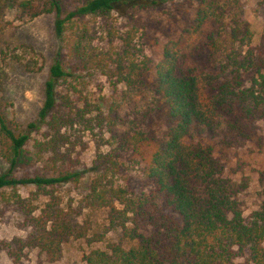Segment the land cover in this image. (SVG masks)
I'll return each instance as SVG.
<instances>
[{"label":"trees","instance_id":"trees-1","mask_svg":"<svg viewBox=\"0 0 264 264\" xmlns=\"http://www.w3.org/2000/svg\"><path fill=\"white\" fill-rule=\"evenodd\" d=\"M15 4L27 18L54 14L59 38L69 25L88 17L131 12L137 20L141 11L168 4L184 12L185 19L193 13L181 36L165 47L152 83L127 61V51L119 56L121 82L152 97L141 106L132 91L124 92L110 110L109 132L121 150L140 156L153 150V154L140 193L93 188V206L111 208L116 215L112 225L120 227L123 242L108 251L91 252L84 257L86 264H264V190L259 211L247 217L240 195L248 186L225 177V165L212 148L190 142L210 136L221 139L226 148L244 146L252 139L254 124L264 121V60L252 48L253 33L244 19L242 0H85L68 13L64 0ZM1 35L0 27V39ZM89 36L87 30L76 34L70 45L73 58L86 61ZM65 65L60 55L50 69L40 113L43 123L57 108L58 82L72 77ZM148 105L151 112L163 114L165 130L159 134L143 126L142 120L137 125L140 117H147ZM30 141L29 135L13 129L0 104V154L9 165L8 172L0 174V194L30 187L54 192L82 181V172L56 168L57 154L44 163L47 152L31 153ZM41 163L43 169L38 167ZM33 169V175H17ZM29 216L31 231L25 240H16L20 249L11 253L17 262L26 249H39L57 261L64 244L94 230L79 223V213L68 214L58 204ZM102 240L100 236L92 242Z\"/></svg>","mask_w":264,"mask_h":264},{"label":"rangeland","instance_id":"rangeland-1","mask_svg":"<svg viewBox=\"0 0 264 264\" xmlns=\"http://www.w3.org/2000/svg\"><path fill=\"white\" fill-rule=\"evenodd\" d=\"M15 1L0 0V48L3 51L0 54V104L13 129L31 137L28 146L31 153L45 150L44 163L57 154L60 161L56 168L82 172L83 178L79 184L65 185L54 192H41L34 187L1 192L0 264H86L84 257L91 252L108 251L112 245L123 242L120 227L112 225L116 215L111 208L93 206L90 200L93 188L101 185L105 191L122 188L129 193H140L145 167L153 154V150H146L143 156L121 150L109 132L110 110L124 92L132 91L133 99L141 106L152 97L148 91L139 95L121 82L119 56L127 51V61L144 71L147 83H152L165 47L181 36L193 13L187 11L185 19L184 12L168 4L141 11L137 20H133L131 12L113 13L106 18L88 17L69 25L59 38L54 14L36 19L24 17ZM84 1L64 0L65 12L75 10ZM242 3L244 19L253 33L252 48L264 60V0H242ZM84 27L86 29L81 30ZM86 30L90 35L88 54L86 61L81 62L71 55L70 45L76 34ZM60 55L72 77L58 82L57 108L47 123H43L40 113L45 103L46 84L50 69ZM151 109L148 105L143 115L147 117H140L137 125L142 120L143 126L159 134L165 130L163 114ZM57 118L62 120L53 122ZM131 121L129 126H132ZM190 142L213 149L214 155L225 165V177L248 186L240 195L245 215L251 217L258 212L264 190V121L254 124L252 139L244 146L226 148L221 139L210 136ZM43 166V163L38 165L40 169ZM8 170L9 165L0 154V174ZM27 173L33 175L35 170L17 175ZM48 204H58V208L74 216L79 213V223L90 224L93 232L84 239L64 244L57 261L39 249H26L17 262L11 253L20 249L16 240H25L31 231L29 214L34 211V216H39ZM100 236L103 237L101 242H92Z\"/></svg>","mask_w":264,"mask_h":264}]
</instances>
